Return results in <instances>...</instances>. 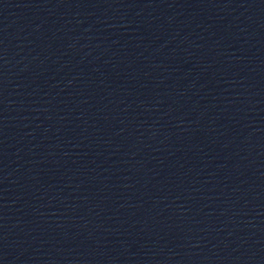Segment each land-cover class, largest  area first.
I'll use <instances>...</instances> for the list:
<instances>
[{
  "label": "water",
  "instance_id": "95a60500",
  "mask_svg": "<svg viewBox=\"0 0 264 264\" xmlns=\"http://www.w3.org/2000/svg\"><path fill=\"white\" fill-rule=\"evenodd\" d=\"M0 264H264V44L0 0Z\"/></svg>",
  "mask_w": 264,
  "mask_h": 264
}]
</instances>
